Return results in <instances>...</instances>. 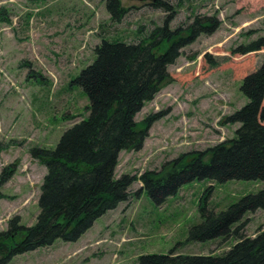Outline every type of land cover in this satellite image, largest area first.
<instances>
[{
	"label": "rangeland",
	"instance_id": "1",
	"mask_svg": "<svg viewBox=\"0 0 264 264\" xmlns=\"http://www.w3.org/2000/svg\"><path fill=\"white\" fill-rule=\"evenodd\" d=\"M153 1L119 0L126 13L114 21L108 0H0V176L8 166L17 169L0 188V232L15 216L25 227L37 222L47 170L30 151L54 149L65 131L88 117L89 100L72 81L94 62L103 38L134 43L163 26L168 15L152 8ZM164 1L174 9L172 30L188 28L197 17L213 19L218 29L183 48L169 67L170 81L136 122L160 117L140 152L120 154L116 178L159 171L182 154L232 140L240 124L229 117L251 100L246 90L264 69V0ZM141 187L134 183L131 198L79 241L59 240L8 264H137L142 255L172 250L221 256L237 240L187 243L190 228L202 221L200 206L223 211L264 189V181L197 180L161 206ZM246 219V236L264 231L263 210Z\"/></svg>",
	"mask_w": 264,
	"mask_h": 264
},
{
	"label": "trees",
	"instance_id": "2",
	"mask_svg": "<svg viewBox=\"0 0 264 264\" xmlns=\"http://www.w3.org/2000/svg\"><path fill=\"white\" fill-rule=\"evenodd\" d=\"M150 6L167 13L163 26L134 43L103 38L95 48L94 62L72 81L89 100L88 117L65 131L54 149L30 151L32 159L47 170L38 200L39 215L31 227L23 226L20 216H15L7 230L0 232V264L59 240L79 241L97 220L131 198L130 190L138 181L141 191L158 206L197 180L217 184L264 181V69L246 90L251 100L229 117L230 122L240 124L232 140L182 154L159 171L116 178L120 154L140 152L160 117L136 122L145 105L170 81L169 67L181 57L183 48L218 29L213 19L201 22L197 17L188 28L174 31L170 28L172 6L164 0H154ZM107 8L114 21L126 13L119 0H108ZM261 55L264 58V52ZM16 170V165L3 170L0 188ZM199 210L202 221L190 228L187 243L220 238H234L237 243L221 256H186L172 250L142 255L137 264H264V231L246 236L249 220H244L248 213L264 211V189L220 212L207 204Z\"/></svg>",
	"mask_w": 264,
	"mask_h": 264
},
{
	"label": "water",
	"instance_id": "3",
	"mask_svg": "<svg viewBox=\"0 0 264 264\" xmlns=\"http://www.w3.org/2000/svg\"><path fill=\"white\" fill-rule=\"evenodd\" d=\"M134 1H145V0H134Z\"/></svg>",
	"mask_w": 264,
	"mask_h": 264
}]
</instances>
